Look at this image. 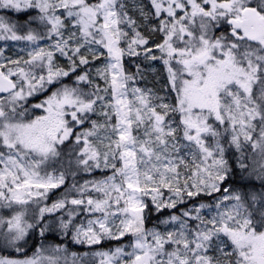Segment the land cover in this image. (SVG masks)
I'll use <instances>...</instances> for the list:
<instances>
[{
	"label": "snow or ice",
	"instance_id": "1",
	"mask_svg": "<svg viewBox=\"0 0 264 264\" xmlns=\"http://www.w3.org/2000/svg\"><path fill=\"white\" fill-rule=\"evenodd\" d=\"M0 210V264H264V0H0Z\"/></svg>",
	"mask_w": 264,
	"mask_h": 264
},
{
	"label": "trees",
	"instance_id": "2",
	"mask_svg": "<svg viewBox=\"0 0 264 264\" xmlns=\"http://www.w3.org/2000/svg\"><path fill=\"white\" fill-rule=\"evenodd\" d=\"M54 198V197H53ZM2 210H0V215L2 214ZM37 239H38V237H37ZM49 239L51 240L52 239V237H49Z\"/></svg>",
	"mask_w": 264,
	"mask_h": 264
},
{
	"label": "rangeland",
	"instance_id": "3",
	"mask_svg": "<svg viewBox=\"0 0 264 264\" xmlns=\"http://www.w3.org/2000/svg\"><path fill=\"white\" fill-rule=\"evenodd\" d=\"M43 97H41V99H42ZM4 214V212H2V214L1 215H3Z\"/></svg>",
	"mask_w": 264,
	"mask_h": 264
}]
</instances>
